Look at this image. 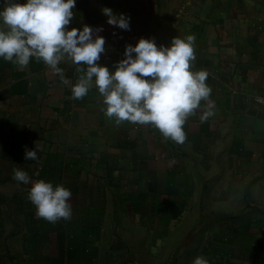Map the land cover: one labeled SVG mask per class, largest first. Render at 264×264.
Here are the masks:
<instances>
[{
    "label": "crops",
    "instance_id": "0c3cea01",
    "mask_svg": "<svg viewBox=\"0 0 264 264\" xmlns=\"http://www.w3.org/2000/svg\"><path fill=\"white\" fill-rule=\"evenodd\" d=\"M137 5L135 0H76V25L67 27L102 25L106 51L98 63L108 66L123 59L126 45L141 37L167 45L174 36L195 34L192 66L209 73V100L187 118L185 142L176 143L151 124L117 125L105 115L94 83L83 99H72V85L81 73L67 56L59 64L62 75L35 57L26 67L0 57V233L9 222L15 231L5 238H42L46 227L57 242L82 238L83 232L73 229L96 219H89L87 208L95 204L96 194L100 200L103 182L118 184L126 174L174 176L179 168L186 175L227 174L231 192L245 191L247 205L252 204L248 200H264V102L256 99L264 98V0H214L198 9L192 24L182 19L162 25L165 33L154 24L135 22L112 45L108 37L114 25L102 8L130 17L138 15ZM209 101L214 114L201 119ZM36 143L39 159H25L26 148ZM16 168L27 171L33 182L44 179L70 188L71 219L50 223L39 218L28 199L31 183H18Z\"/></svg>",
    "mask_w": 264,
    "mask_h": 264
},
{
    "label": "rangeland",
    "instance_id": "374dc122",
    "mask_svg": "<svg viewBox=\"0 0 264 264\" xmlns=\"http://www.w3.org/2000/svg\"><path fill=\"white\" fill-rule=\"evenodd\" d=\"M213 1L135 0L138 15L130 16V24H154L165 33L162 25L182 19L192 24L198 9ZM122 33L113 26L110 43ZM179 172L126 174L118 184L103 182L100 200L96 194L87 208L89 219H96L73 229L83 232L82 238L57 242L46 227L42 238L7 239L15 232L9 222L0 233V264H192L200 255L210 264H264V200L247 205L245 191L231 192L227 174ZM255 197H261L260 190ZM85 209L80 208L81 218Z\"/></svg>",
    "mask_w": 264,
    "mask_h": 264
},
{
    "label": "clouds",
    "instance_id": "9594fccd",
    "mask_svg": "<svg viewBox=\"0 0 264 264\" xmlns=\"http://www.w3.org/2000/svg\"><path fill=\"white\" fill-rule=\"evenodd\" d=\"M0 57L20 67L35 57L62 75L59 64L67 56L77 65L79 75L72 85V99H83L93 86L102 96L105 115L119 125L124 121L151 124L165 139L184 143L187 118L209 100L211 86L206 70H194L196 36H174L170 43L158 45L155 38L141 37L127 44L124 58L114 66L100 64L106 51V38L99 35L103 26L84 24L67 27L75 15L76 0H0ZM110 25L130 30V17L103 7ZM86 66V69L84 68ZM68 84L67 78H63ZM258 101L264 98L257 96ZM211 102L201 119L212 116ZM38 143L25 150V159L38 160ZM14 179L31 183L28 199L39 218L50 223L72 217V191L63 184L44 179L32 181L22 168L14 169ZM192 264H210L203 255Z\"/></svg>",
    "mask_w": 264,
    "mask_h": 264
}]
</instances>
